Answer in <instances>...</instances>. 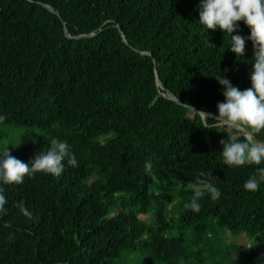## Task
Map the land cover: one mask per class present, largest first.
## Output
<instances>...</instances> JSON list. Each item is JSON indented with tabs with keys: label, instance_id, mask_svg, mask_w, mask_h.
I'll return each instance as SVG.
<instances>
[{
	"label": "trees",
	"instance_id": "16d2710c",
	"mask_svg": "<svg viewBox=\"0 0 264 264\" xmlns=\"http://www.w3.org/2000/svg\"><path fill=\"white\" fill-rule=\"evenodd\" d=\"M198 20V0H0V125L45 135L22 134L10 154L30 161L57 136L78 160L58 176L0 181V264H115L138 249L146 264H212L218 244L215 264H264V183L247 190L257 165L224 163L220 138L245 135L214 118L215 76L248 87L254 49L235 54ZM200 170L221 195L196 212L184 204ZM170 178L190 187L167 189ZM175 220L191 226L188 244L168 233ZM223 230L255 243L224 247Z\"/></svg>",
	"mask_w": 264,
	"mask_h": 264
},
{
	"label": "clouds",
	"instance_id": "9594fccd",
	"mask_svg": "<svg viewBox=\"0 0 264 264\" xmlns=\"http://www.w3.org/2000/svg\"><path fill=\"white\" fill-rule=\"evenodd\" d=\"M198 12V21L206 26L205 29L219 28L229 37L228 47L235 54H242L246 42H252L254 59L248 72V87L241 89L234 85L229 77L221 75L220 70L215 76L224 99L217 101L214 118L223 125L246 131L243 139L221 137L220 155L227 165L255 163L257 167L243 181V186L256 191L264 183V164L261 163L264 161V140L255 136V133L264 129V0H198ZM239 21L248 27L246 34L239 31ZM197 111L206 116L213 115L203 109ZM5 119L6 114L0 113V122ZM10 153L9 146L0 148V181L22 182L26 175L32 176L37 171L58 176L66 165H78L71 144L57 136H52L49 146L39 150L30 161ZM146 165L150 167L151 161H146ZM212 176L210 170L199 171L191 182L192 196L185 202V208L198 212L202 206L200 197L208 194L214 200L220 197L221 189L212 182ZM4 200L5 196L0 192V211H3Z\"/></svg>",
	"mask_w": 264,
	"mask_h": 264
},
{
	"label": "rangeland",
	"instance_id": "374dc122",
	"mask_svg": "<svg viewBox=\"0 0 264 264\" xmlns=\"http://www.w3.org/2000/svg\"><path fill=\"white\" fill-rule=\"evenodd\" d=\"M0 130L3 133V137L0 139V148L5 147V146H11L15 151H18L21 146V136L22 134L26 133L29 135V137L33 141H39L40 139L44 138L45 135L35 125H14V124H1L0 125ZM111 134V133H110ZM182 182V183H181ZM164 186L167 189H171L174 185L176 187L181 186L182 188H187L190 187V184L186 181L183 180H175V179H166L164 181ZM178 184V186H177ZM156 191V187H154ZM175 200H172V203ZM172 204H170L171 206ZM152 215L151 212L146 213V214H139V217L149 221L150 216ZM182 233L184 238H185V243L188 244L192 238V231H191V226L190 225H178V222L175 220L172 226L169 228L168 233L169 234H178ZM225 232V233H224ZM223 234V237L221 236L218 238L220 241H222V246L224 245L227 246L229 243H235L239 245H251L255 243V238L254 236L246 233H240V234H233L228 230H223L221 234ZM220 234V235H221ZM219 236V235H218ZM217 245V244H216ZM218 253L217 255L219 256H214V258L209 259V262L212 264L215 263H220L222 257L220 256V244L217 246ZM217 252V251H216ZM243 255H240L242 257ZM115 264H146V262L143 260V252L138 249L136 251H132L126 254V250H124L115 260Z\"/></svg>",
	"mask_w": 264,
	"mask_h": 264
},
{
	"label": "water",
	"instance_id": "95a60500",
	"mask_svg": "<svg viewBox=\"0 0 264 264\" xmlns=\"http://www.w3.org/2000/svg\"><path fill=\"white\" fill-rule=\"evenodd\" d=\"M156 82H157L158 85H160L161 87H163V84H162V82L159 80L157 74H156ZM168 95H169V97H171V98H173V99L176 100V98L174 97V95H172V94H170V93H168ZM201 115H202V117H204V116H205V113L201 112ZM237 130H238V129H237ZM238 131H240L242 134L246 135V131H245V130H238Z\"/></svg>",
	"mask_w": 264,
	"mask_h": 264
}]
</instances>
